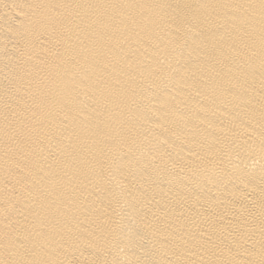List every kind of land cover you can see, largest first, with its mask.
Wrapping results in <instances>:
<instances>
[{
  "label": "bare ground",
  "instance_id": "6f19581e",
  "mask_svg": "<svg viewBox=\"0 0 264 264\" xmlns=\"http://www.w3.org/2000/svg\"><path fill=\"white\" fill-rule=\"evenodd\" d=\"M0 264H264V0H0Z\"/></svg>",
  "mask_w": 264,
  "mask_h": 264
}]
</instances>
